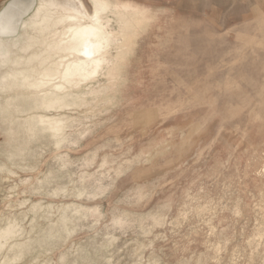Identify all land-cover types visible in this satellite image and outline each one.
<instances>
[{
  "label": "rangeland",
  "instance_id": "374dc122",
  "mask_svg": "<svg viewBox=\"0 0 264 264\" xmlns=\"http://www.w3.org/2000/svg\"><path fill=\"white\" fill-rule=\"evenodd\" d=\"M106 1L144 16L111 78L0 87V264H264V0Z\"/></svg>",
  "mask_w": 264,
  "mask_h": 264
},
{
  "label": "bare ground",
  "instance_id": "6f19581e",
  "mask_svg": "<svg viewBox=\"0 0 264 264\" xmlns=\"http://www.w3.org/2000/svg\"><path fill=\"white\" fill-rule=\"evenodd\" d=\"M74 1L61 5L56 0H11L0 12V69L12 67L0 75V87L33 88L35 109L60 106L72 89L98 75L111 78L119 71L123 47L130 45L134 30L144 23L136 7L91 0L93 10L89 12L81 0ZM109 13L115 17L116 30L111 27ZM112 50L116 51L114 58ZM15 51L30 56L27 60L22 55L12 58ZM22 60L34 66L27 69L22 62L24 68L19 67ZM17 112L27 110L17 108ZM51 127L59 129L58 122ZM7 234L0 236L6 240Z\"/></svg>",
  "mask_w": 264,
  "mask_h": 264
}]
</instances>
